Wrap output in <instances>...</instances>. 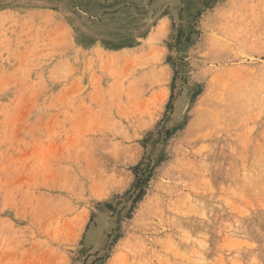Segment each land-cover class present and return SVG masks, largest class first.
Segmentation results:
<instances>
[{
	"label": "rangeland",
	"instance_id": "obj_1",
	"mask_svg": "<svg viewBox=\"0 0 264 264\" xmlns=\"http://www.w3.org/2000/svg\"><path fill=\"white\" fill-rule=\"evenodd\" d=\"M0 264H264V0H0Z\"/></svg>",
	"mask_w": 264,
	"mask_h": 264
},
{
	"label": "trees",
	"instance_id": "obj_2",
	"mask_svg": "<svg viewBox=\"0 0 264 264\" xmlns=\"http://www.w3.org/2000/svg\"><path fill=\"white\" fill-rule=\"evenodd\" d=\"M144 195H145V192H143V193L138 197V199H136V202L141 201Z\"/></svg>",
	"mask_w": 264,
	"mask_h": 264
}]
</instances>
